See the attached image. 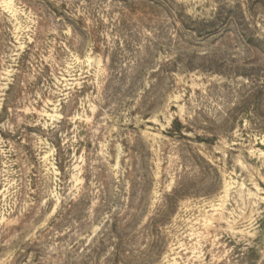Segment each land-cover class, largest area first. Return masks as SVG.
I'll return each instance as SVG.
<instances>
[{"label": "rangeland", "instance_id": "rangeland-1", "mask_svg": "<svg viewBox=\"0 0 264 264\" xmlns=\"http://www.w3.org/2000/svg\"><path fill=\"white\" fill-rule=\"evenodd\" d=\"M0 264H264V0H0Z\"/></svg>", "mask_w": 264, "mask_h": 264}, {"label": "trees", "instance_id": "trees-1", "mask_svg": "<svg viewBox=\"0 0 264 264\" xmlns=\"http://www.w3.org/2000/svg\"><path fill=\"white\" fill-rule=\"evenodd\" d=\"M174 123H176V125H178V124H177V123H178V120H177V119H175V120H174Z\"/></svg>", "mask_w": 264, "mask_h": 264}]
</instances>
